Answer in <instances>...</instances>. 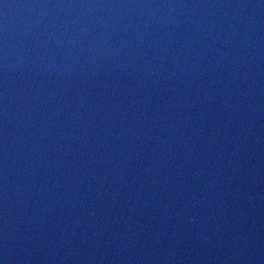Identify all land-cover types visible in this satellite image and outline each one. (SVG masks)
Wrapping results in <instances>:
<instances>
[{
  "label": "water",
  "instance_id": "1",
  "mask_svg": "<svg viewBox=\"0 0 264 264\" xmlns=\"http://www.w3.org/2000/svg\"><path fill=\"white\" fill-rule=\"evenodd\" d=\"M0 264H264V0H0Z\"/></svg>",
  "mask_w": 264,
  "mask_h": 264
}]
</instances>
